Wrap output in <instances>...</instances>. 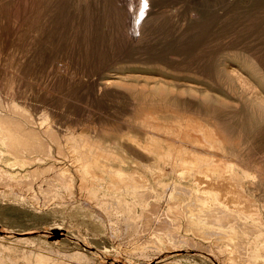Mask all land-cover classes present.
<instances>
[{
  "label": "rangeland",
  "instance_id": "374dc122",
  "mask_svg": "<svg viewBox=\"0 0 264 264\" xmlns=\"http://www.w3.org/2000/svg\"><path fill=\"white\" fill-rule=\"evenodd\" d=\"M13 106L16 119L31 116L60 139L88 140L93 154L110 152L147 178L137 161L151 158L132 139L149 140L146 132L159 124L199 119L264 173V0H0V108L9 114ZM61 145L65 158L54 145L51 151L67 166L68 151H83ZM1 148L0 167L18 176L0 182V264H31V253L61 264H264V251L255 262L233 242L150 239L184 235L188 213L174 196L157 212L173 224L156 232L155 222H128L112 190L81 192L77 181L70 192L49 166L26 176L4 164L15 161ZM257 184L259 205L264 177ZM260 213L264 219L261 205ZM21 230L29 241L15 242Z\"/></svg>",
  "mask_w": 264,
  "mask_h": 264
},
{
  "label": "bare ground",
  "instance_id": "6f19581e",
  "mask_svg": "<svg viewBox=\"0 0 264 264\" xmlns=\"http://www.w3.org/2000/svg\"><path fill=\"white\" fill-rule=\"evenodd\" d=\"M15 109L17 110L15 106L9 108V115L6 112L3 113L0 108V163H3L4 152L1 148L3 147L6 149L5 152L8 156L15 161L10 165L9 163L4 164L11 168L18 166L26 176L43 172L45 170H42V168L49 166L46 169L49 168L51 171L54 169L55 171L54 180H66V183L70 186V192L77 181L79 183L77 188L80 191L90 189L92 192L94 188H98L103 189L105 195L112 190V193H114L112 196L116 200L115 203L117 202L122 206H119L120 210L124 208L128 211V214L125 215L130 219L128 222L132 219L135 221L138 218L140 220L146 219L144 220L145 226L155 222L156 228L154 227V230L156 232L164 230L163 224L170 223V221L172 223V219H174H171L172 216L168 215L170 216L169 219L164 215L168 222L163 221L160 218L163 213H159L160 216H158L157 212L161 208L160 202L163 198L170 200L174 196L175 203L173 205H178L188 213L185 216L180 215L183 218L186 217L185 224H183L185 227L183 226L184 230H182L184 235L179 236L174 232H170L171 234L167 236L151 233L153 236L150 234L151 238L148 236L150 239L163 240L164 243L162 244L166 242L168 244L171 240L177 244L190 243L191 245L208 243L207 241L212 243L223 242L226 247L230 245L228 242H233L235 247H243L246 254L253 261L259 260L256 254L264 251V219H262L260 213V205L264 209V202L258 205L259 200L256 195L259 190L257 181L263 179L264 173L258 166L249 164L240 158L229 147L226 137L216 126L209 125L199 119H188L182 124L183 126L177 123L178 126L175 128L168 127V124V126L166 124L163 126L157 125L154 131L149 130L146 132L150 136L149 140L132 139L134 148L143 156L151 158V164L147 165L141 160L137 161L141 168L148 173L149 178H147L141 172L130 169L133 165H129L110 152L93 154L91 150L94 145H91L88 140L75 139L74 136L76 137V135L73 136L71 133L63 134L62 139H60L59 135L51 129L36 128L31 116L20 114L24 121L16 119L13 116L17 115ZM61 144L69 145L71 148L78 146L83 151H79V154L75 152V149L72 152L68 151L71 153V162L67 166L56 159L51 151V146L54 145L58 149L57 154L65 158V154L61 152ZM17 176V173L13 174V172L0 167V182L2 180L14 182ZM20 183L22 184V182ZM127 197L131 200H128ZM108 201L105 199V202ZM148 201H152V203L149 204ZM170 204L172 205L167 201L164 205L169 209ZM138 212L140 213L139 216L136 215ZM176 225L180 226L177 223ZM4 233H6L5 238H14L11 232L5 231ZM16 234L21 237L14 238L15 242L29 241V238L24 237L29 235L28 231L21 230ZM154 242L152 240L151 243ZM229 251L231 250L229 249ZM31 254L34 257V262L31 264L62 263L50 261L40 254ZM230 257L228 260H230ZM260 258L262 259V256ZM221 263L223 264L224 261Z\"/></svg>",
  "mask_w": 264,
  "mask_h": 264
}]
</instances>
